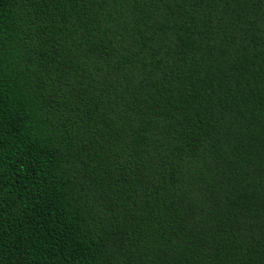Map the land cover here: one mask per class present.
Instances as JSON below:
<instances>
[{
    "label": "trees",
    "instance_id": "obj_1",
    "mask_svg": "<svg viewBox=\"0 0 264 264\" xmlns=\"http://www.w3.org/2000/svg\"><path fill=\"white\" fill-rule=\"evenodd\" d=\"M0 264H264V0H0Z\"/></svg>",
    "mask_w": 264,
    "mask_h": 264
}]
</instances>
